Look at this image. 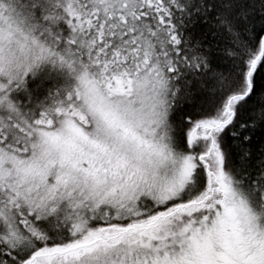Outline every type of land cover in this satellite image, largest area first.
Listing matches in <instances>:
<instances>
[{"label": "snow or ice", "instance_id": "snow-or-ice-1", "mask_svg": "<svg viewBox=\"0 0 264 264\" xmlns=\"http://www.w3.org/2000/svg\"><path fill=\"white\" fill-rule=\"evenodd\" d=\"M0 264H264V0H0Z\"/></svg>", "mask_w": 264, "mask_h": 264}]
</instances>
